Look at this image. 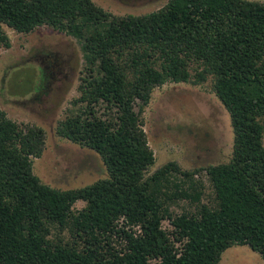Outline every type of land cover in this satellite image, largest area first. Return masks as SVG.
I'll return each instance as SVG.
<instances>
[{"label":"trees","instance_id":"obj_1","mask_svg":"<svg viewBox=\"0 0 264 264\" xmlns=\"http://www.w3.org/2000/svg\"><path fill=\"white\" fill-rule=\"evenodd\" d=\"M4 26H49L80 43L79 96L56 132L96 152L108 177L69 190L43 183L33 159L44 129L0 109V264H220L234 246L264 260V2L168 0L116 17L93 0H0L8 49ZM209 77L230 114L232 158L191 171L169 162L148 175L155 154L142 115L154 90ZM202 173L213 205L202 203ZM184 200L195 211L177 214Z\"/></svg>","mask_w":264,"mask_h":264},{"label":"rangeland","instance_id":"obj_2","mask_svg":"<svg viewBox=\"0 0 264 264\" xmlns=\"http://www.w3.org/2000/svg\"><path fill=\"white\" fill-rule=\"evenodd\" d=\"M93 2L116 17H124L151 13L168 0ZM4 30L11 47L0 48V109L20 125L44 129L45 150L40 158L33 159L34 173L43 183L61 190L82 188L107 178L106 166L96 152L56 132L58 123L70 114L72 100L79 96L84 69L80 43L49 26L30 34L7 26ZM142 121L155 154V164L148 175L169 162L191 171L227 163L232 158L234 132L230 114L216 96L211 77L199 85L168 82L155 89ZM196 178L204 181L202 203L213 205L215 194L205 173ZM84 206V202H78L75 209ZM184 210L195 211L185 200L173 207L177 214ZM164 227L169 229L167 221ZM220 264H264V260L249 246H234L222 255Z\"/></svg>","mask_w":264,"mask_h":264}]
</instances>
